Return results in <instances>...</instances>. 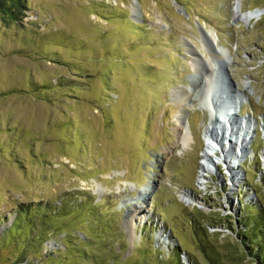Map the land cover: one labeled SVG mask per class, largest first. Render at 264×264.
Wrapping results in <instances>:
<instances>
[{
	"label": "rangeland",
	"instance_id": "obj_1",
	"mask_svg": "<svg viewBox=\"0 0 264 264\" xmlns=\"http://www.w3.org/2000/svg\"><path fill=\"white\" fill-rule=\"evenodd\" d=\"M25 4L0 13V264H168L176 245L179 264H264L239 222L264 213V0ZM202 30L231 53L216 95L247 89L230 104L250 126L246 146L233 141L242 158L210 153L211 112L197 101L192 141L177 137L172 90L191 82L196 55L214 54Z\"/></svg>",
	"mask_w": 264,
	"mask_h": 264
},
{
	"label": "bare ground",
	"instance_id": "obj_2",
	"mask_svg": "<svg viewBox=\"0 0 264 264\" xmlns=\"http://www.w3.org/2000/svg\"><path fill=\"white\" fill-rule=\"evenodd\" d=\"M134 13H138V8L136 6H133ZM236 16L244 17L246 20H252L254 18H259L261 12L260 10L255 11H248L243 12L239 8H237ZM204 36L208 40V43L213 48L214 54H210L209 57L203 56L199 57V55H196L193 59L194 66L196 68V73L191 77V82L187 84L184 87H177L172 90V94L175 97V100L181 105V109L179 110V113L176 115V121L179 125V131L177 134L178 140H180L184 146H188L190 142L193 139L192 130L190 127V122L188 119L189 114V108L186 106L189 105V101L198 102V107L200 109H207L211 112V126H208L206 128V136H207V144L208 148L210 149V153L218 152L217 155L218 159L224 158L223 156L229 157L232 156V148L233 146V140L240 141V138L242 140V145L246 143L247 137L250 133L249 131V123L250 121H247V124L249 127L244 128L243 125L239 124V119L236 118V113L231 111V105L234 104V108L236 107L237 101H240V96H243L242 94L247 90L242 91L241 93L238 92V94L235 93L233 97H231V90L228 88L222 89L220 94L216 95V83L219 80L218 76L221 74L224 78V83H227L228 76L223 71H218L216 68V63H219V66L221 64L222 68L223 66L229 65V60L231 57L230 50L225 47H216L214 46V43L218 40V35L214 31H208V30H202ZM199 59L201 60L199 62ZM200 65V66H199ZM217 79V80H216ZM222 81V78L220 79ZM227 99V100H226ZM229 100V101H228ZM233 100V101H232ZM241 102V101H240ZM192 103L190 104V107H192ZM224 104H228V110H226V107ZM231 111V112H229ZM214 117V119H213ZM227 122L228 124H225ZM238 122V123H237ZM239 124V125H238ZM222 125V126H221ZM241 126V127H240ZM243 128V129H239ZM211 129V131H210ZM249 131V132H248ZM224 134V139L220 141L219 135ZM230 133V134H229ZM227 136L229 139H227ZM226 137V138H225ZM214 138V139H213ZM238 139V140H237ZM215 142L218 146L221 145V143L225 144L224 146L217 148L215 145ZM229 142V144H227ZM229 145V147L227 146ZM238 148V147H237ZM243 148V147H242ZM240 148H238L239 151ZM245 149V148H244ZM244 150H240L238 153L237 151L234 152L235 155L238 156V158H242V154ZM226 152V153H225ZM231 152V154L229 153ZM246 152V151H245ZM204 158L206 159V164H208L207 168L212 165L211 160L209 158V154H205ZM208 158V160H207ZM231 158V157H230ZM232 159V158H231ZM218 163V162H217ZM205 165V164H204ZM217 164L215 163V166ZM212 168V167H211ZM153 181L152 183L156 181L155 177H151ZM202 179H205L206 177L204 175L201 176ZM152 183H148L144 189L141 191L140 199L137 201L132 202V204L129 207L130 215H133L134 213H138L139 211L143 210L145 208V203L147 199L149 198V195L153 193L154 187ZM185 197V196H184ZM187 197V196H186Z\"/></svg>",
	"mask_w": 264,
	"mask_h": 264
},
{
	"label": "trees",
	"instance_id": "obj_3",
	"mask_svg": "<svg viewBox=\"0 0 264 264\" xmlns=\"http://www.w3.org/2000/svg\"><path fill=\"white\" fill-rule=\"evenodd\" d=\"M25 3H26V0H0V13L7 14L8 16H12V15L15 16V13L17 12V10L19 11L21 9L26 8ZM15 10H16V12H15ZM250 202H249V204H250ZM261 211H262L261 209L257 208V211H256L257 215L252 217V218L251 217L247 218V217L242 215L241 218L239 219V222L242 223V227H243L241 230V234L244 235L247 242L251 243L250 249L251 248L255 249V251H256L255 255L257 256V258L263 260V262H264V213H262ZM20 213L26 215L27 212L24 210L19 211V216L17 217L15 225L11 228V230L18 228L19 227L18 224L22 221H25V217L20 215ZM49 215H50V217L53 216L52 213L51 214L49 213ZM28 218L31 219V217H28ZM30 219H28V220H30ZM26 224L31 225V222L26 220ZM195 234H196V232H195ZM81 237L83 238V236H81ZM86 237H88V236H86ZM65 240H67L66 236H65L64 241H63V243L66 245ZM254 243L256 244V246H254L255 245ZM171 251H172V258L170 257L171 259H170V262L168 264H179V260L181 258L179 247L176 245L173 247V249H171ZM110 253H111V255H113V250H110ZM112 258L115 259L114 256H112ZM108 259H109V261L111 260L110 258H108ZM212 259H213V260H211L212 264H218L215 261V257Z\"/></svg>",
	"mask_w": 264,
	"mask_h": 264
},
{
	"label": "water",
	"instance_id": "obj_4",
	"mask_svg": "<svg viewBox=\"0 0 264 264\" xmlns=\"http://www.w3.org/2000/svg\"><path fill=\"white\" fill-rule=\"evenodd\" d=\"M223 69H224V71L227 73V75H229V77H230V74H229V71H228V67H227V66H224ZM219 76L222 78L221 75H219ZM219 76H218V77H219ZM232 83L235 84V81L232 80Z\"/></svg>",
	"mask_w": 264,
	"mask_h": 264
}]
</instances>
